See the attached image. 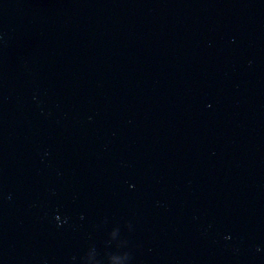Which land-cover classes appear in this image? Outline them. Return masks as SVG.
Instances as JSON below:
<instances>
[{
  "label": "water",
  "instance_id": "95a60500",
  "mask_svg": "<svg viewBox=\"0 0 264 264\" xmlns=\"http://www.w3.org/2000/svg\"><path fill=\"white\" fill-rule=\"evenodd\" d=\"M0 264H264V0H0Z\"/></svg>",
  "mask_w": 264,
  "mask_h": 264
}]
</instances>
